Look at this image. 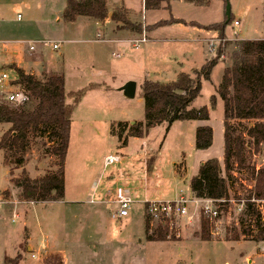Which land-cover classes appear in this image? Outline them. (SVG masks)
I'll use <instances>...</instances> for the list:
<instances>
[{
  "label": "rangeland",
  "instance_id": "obj_1",
  "mask_svg": "<svg viewBox=\"0 0 264 264\" xmlns=\"http://www.w3.org/2000/svg\"><path fill=\"white\" fill-rule=\"evenodd\" d=\"M67 2L0 0V52L4 51V40L17 41L7 44L20 51L26 50L23 43L29 41L45 39L56 43L59 50L39 48L44 49L53 63L60 64V74L65 77L69 95L85 91L72 116L64 199L29 206L27 227L31 228L32 238L41 241L46 234L49 241L64 250L69 249L71 257L75 258L69 264H250L249 259L253 261L251 264H264L263 242L247 241L237 246L222 240L233 231H240L241 200L251 194L254 185L252 169L264 167V145L256 152L246 136L245 164L240 167L235 163L227 176L232 201L227 212L211 222L215 232L212 240L216 241H177L201 237L202 223L207 218L194 217L190 222L178 219L171 225L169 231L173 240L148 243L146 222L149 218L144 205L173 202L181 197L191 200L190 180L197 175L202 162L217 159L224 166V105L216 91L225 69L232 64L230 56L238 41L264 39V0H229L233 20L224 32L219 27L225 20L226 0H209L202 6L170 0V5L163 3L156 11H146L143 0H108L110 13L126 10L132 23L142 25L140 35H133L129 28L110 17L100 26L88 17H78L76 24L69 23L63 17ZM178 21L184 23H173ZM235 21L240 26H234ZM97 33L103 34L99 38ZM98 39H114L115 42H98ZM144 39L145 44L139 43ZM218 51H222L223 56L212 72L211 81L202 80L201 94L191 105V109L208 107L209 122L163 124L144 138H128L126 145L127 131L122 132L120 138L118 132L112 133L119 123L145 122L141 98V85L145 80L172 82L178 69L194 78V72L208 59L216 57ZM113 54L121 57L117 59ZM1 56L3 63L11 61L10 52H3ZM11 67L7 64L0 69L13 79L15 74L9 71ZM126 78L137 83L135 99H126L118 91ZM11 90L12 87L0 81V104L8 103ZM213 96H216L215 106L211 103ZM67 102L71 104L73 99L68 97ZM200 126L213 129V146L208 150L195 148L196 131ZM235 126L244 133L249 123L239 126L236 122ZM6 130L7 126L0 125V138ZM49 146L47 137L34 140L21 168L5 165L0 152V202L3 203L0 207V264H4V252L15 251L20 242L18 238L24 236L26 206L14 203L24 201L20 200V192L11 184V179L19 177L23 170L32 179L55 171L56 159L46 154ZM110 154L119 155L121 163L104 168V159ZM124 172L128 180L114 183L112 190L124 189L133 204L129 217L116 219L117 205L97 202L102 199L99 193L106 188L109 174L115 177ZM14 210L19 214L16 221L13 220ZM158 224L154 222L151 228L155 229Z\"/></svg>",
  "mask_w": 264,
  "mask_h": 264
},
{
  "label": "trees",
  "instance_id": "obj_2",
  "mask_svg": "<svg viewBox=\"0 0 264 264\" xmlns=\"http://www.w3.org/2000/svg\"><path fill=\"white\" fill-rule=\"evenodd\" d=\"M184 1L202 6L209 0ZM166 2L169 3V0H143V5L146 11L160 10ZM127 12L110 13L108 0H68L63 17L69 23L75 22L78 17H88L98 22H104L110 17L112 21L122 23L132 32L142 34V25L132 23ZM232 20V15L229 20L225 16L223 26L219 27L222 32ZM222 56L223 52L218 51L216 57L194 72V78L182 73L170 83L145 80L141 85L145 122L119 123L112 133L118 132L120 138L122 132L127 131L124 142L126 145L128 138H144L152 129L163 124L172 126L178 121L209 122L208 107L191 109V105L201 94L202 80L211 81L212 72ZM230 60L232 64L225 69L222 82L216 91L224 105V166L217 159L208 160L201 164L197 175L190 180L193 196L220 202L217 206L221 214L227 212L228 201L231 199L227 176H230L235 163L240 167L245 164V136L256 152L264 145V40L238 41ZM13 69L18 76L16 84L27 95L28 100L21 105L0 104V125H9L0 139L4 164L14 168L23 167L31 144L38 137L49 138L50 146L46 154L54 157L57 164L55 171L47 172L36 179H32L23 170L19 177L11 179V184L19 190L20 200L26 203L61 202L65 196V164L72 116L85 91L69 95L62 74L45 75L43 79H38L22 69ZM68 97L73 99L71 104L67 102ZM211 103L215 106L216 96L212 97ZM236 122L239 126L247 122L249 126L244 127L245 132L242 133L237 130ZM213 135L210 126L198 127L195 148H211ZM252 176L254 185L251 187V194L244 199L245 206L238 220L240 231L229 234L226 238L229 241L250 238L246 241L264 242V202H258L264 200V167H254ZM158 223L152 229L150 219L147 220V241L173 240L169 230L176 220L162 218ZM212 229L211 221L204 219L201 240L210 241Z\"/></svg>",
  "mask_w": 264,
  "mask_h": 264
},
{
  "label": "crops",
  "instance_id": "obj_3",
  "mask_svg": "<svg viewBox=\"0 0 264 264\" xmlns=\"http://www.w3.org/2000/svg\"><path fill=\"white\" fill-rule=\"evenodd\" d=\"M169 2H170V0H169ZM168 4L170 5V3H168ZM150 11H153V10H150ZM94 22L98 26H100V24L103 23V22H98V21H94ZM73 23L76 24L77 20L75 22H73ZM131 33L133 35H140V34H136L134 32H131ZM101 34H103V33H97L99 38L101 37ZM105 35L111 36L107 32H105ZM262 40H264V39H262ZM11 41L12 42H17V41H14V40H10V41L4 40L3 41V42H5L3 44V48H4L3 52H5V53L10 52L11 53V61H8L7 63H3L2 62V56H1V54L3 52H0V67L2 65L11 64L12 67L10 68L9 71L13 72L15 74V78L11 79L10 76H9V73H7L5 70L2 71V69H0V74L1 75H3V74L7 75L8 79H7V81H4L5 84L7 86L13 88V90H11V93L14 92V91H21V90H19L20 86H18L16 84L18 76H17L16 71L13 69V67H16L18 69H22L26 74L33 75V76H35L38 79H43L45 75L60 74V71H61L60 64L58 65L56 63H53V61L51 60L52 58L45 54L44 49L43 48H39V47H50V48H52V51H55V49H53V44H56V43L49 42V40L47 41L45 39L29 41V42L23 43V46L26 45V50L20 51L19 48L13 47L11 49L8 46L7 43L11 42ZM37 41H47V42L50 43V45H48V46H37L35 48V50L31 51L30 48H29V45L34 43V42H37ZM105 41H108L110 43H114L115 42L114 39L113 40H104V39L99 40L98 39V42H105ZM116 41H122V40H116ZM0 42H2V41H0ZM83 42L87 43L89 41L88 40L87 41L84 40ZM95 42H97V40ZM129 43L132 44L131 41H129ZM16 45L20 46V44H16ZM133 47L136 48L135 46H133ZM59 49H57V50H59ZM116 55H119V54H113V56L115 58H117V59H119L121 57L120 55H119V57H116ZM209 60L210 59H208L207 61H209ZM182 73H184V72H182L180 69L176 70V72H175V80ZM185 74H187V73H185ZM129 79L130 78H126V80L121 82L120 87H122L124 85V83L129 81ZM168 83H170V82H168ZM65 86H66V80H65ZM118 91H119V89H118ZM5 126H7V129H8V125H5ZM71 128H72V126H71ZM105 159H104V168H105ZM103 172H102V174H103ZM102 174H101L100 179L103 177ZM126 174L127 173L124 172V174H121V176H120L119 173H117L115 175V177H114V175H112V173H110L108 177L106 176L107 177L106 188L101 190V193H99L100 198H102L103 200L101 199V201H98L97 203H100L101 205L102 204H107V203L115 204V202H114V192L112 190V186L114 185V183L122 181L123 179L124 180H128V178L127 179L125 178ZM37 177H39V176H37ZM37 177H34V179H36ZM31 178H33V177H31ZM192 196H193V194H192ZM193 198H194V196H193ZM14 203L15 204L17 203V205L23 204V205L26 206V209L23 212V213H25V216H24L25 222H23V225H25L24 229H23L24 236L18 238V239H20V242L17 245V248H16L15 251L9 252V253H7V251L4 252V255L2 256L4 264H66V263L69 264L70 262L75 261V258L71 257L69 249L68 250H64V248L59 246L56 242L49 241L48 240V236L46 234H43V237H42L41 241H38V240H35V239L32 238L31 228L29 229L27 227V222H28L27 214L31 210L29 206L34 205V203H26V202H24V203L22 202L21 203V202H17V201L14 202ZM91 203L93 204L95 202L91 201ZM13 212L15 214H17V218H16V220H17L19 218V214H18V212L16 210H14ZM185 240H192L193 242H203V243H209V242L216 241V240H212V239L210 241H203L197 236H194L192 238L189 237V238L182 239V240H177V241H185ZM222 240H226L229 243H236L237 246H240L244 242H247L246 240H243V238L238 240V241H229L227 239H222ZM147 242L148 243H156V242H149V241H147ZM160 243H164V242H160ZM100 250H102V249L99 246L98 251H100ZM242 256H243V254L240 253L239 257L241 258ZM99 257H100V255H99ZM249 263L251 264V263H253V261L249 259ZM225 264H228V263H225Z\"/></svg>",
  "mask_w": 264,
  "mask_h": 264
},
{
  "label": "built area",
  "instance_id": "obj_4",
  "mask_svg": "<svg viewBox=\"0 0 264 264\" xmlns=\"http://www.w3.org/2000/svg\"><path fill=\"white\" fill-rule=\"evenodd\" d=\"M234 26H240L238 21L234 22ZM146 39L140 41L139 43L145 44ZM138 43V44H139ZM50 45L47 41H37L29 45L31 51L35 50L37 46H48ZM138 48V46H136ZM53 49H59L58 44H53ZM119 57V55H116ZM7 75L3 74L0 78L1 82L7 81ZM28 100L27 95L23 91H14L8 95V103L14 105H21ZM121 163V158L119 155H109L105 159V168L110 166H114L116 164ZM232 199L228 202L230 203ZM242 201L241 210L243 211L245 206V200ZM114 202L118 206L117 211L114 214V218L116 219H124L129 217L130 209L133 204L131 198L129 197V193L122 188H117L114 192ZM262 202V201H258ZM264 202V200H263ZM217 203L213 200L208 199H197L193 198L188 200L186 198L181 197L177 201L173 202H147L145 203V213L146 216L150 219L151 224L154 222H158L160 219H175L176 222L178 219H187L189 222L197 217L199 220L202 217L208 218L211 222H216L221 218V212H219V207ZM3 206V203L0 202V207ZM2 216L0 215V218ZM17 218V214H15L14 221ZM212 235H215L214 229H212ZM264 243V242H263ZM261 250L264 252V244Z\"/></svg>",
  "mask_w": 264,
  "mask_h": 264
},
{
  "label": "water",
  "instance_id": "obj_5",
  "mask_svg": "<svg viewBox=\"0 0 264 264\" xmlns=\"http://www.w3.org/2000/svg\"><path fill=\"white\" fill-rule=\"evenodd\" d=\"M226 17L228 18V20L231 17V6L229 4V0H226ZM136 91H137V83L131 81L125 83L119 89V92H121L123 96L129 100L135 99Z\"/></svg>",
  "mask_w": 264,
  "mask_h": 264
}]
</instances>
